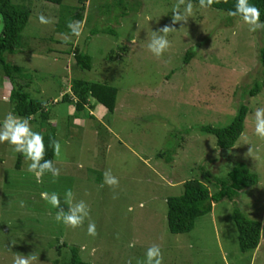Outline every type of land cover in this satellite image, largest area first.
I'll list each match as a JSON object with an SVG mask.
<instances>
[{
  "label": "rangeland",
  "instance_id": "374dc122",
  "mask_svg": "<svg viewBox=\"0 0 264 264\" xmlns=\"http://www.w3.org/2000/svg\"><path fill=\"white\" fill-rule=\"evenodd\" d=\"M13 2L26 4L31 14L20 51L6 58L20 67L19 81L26 90L47 102L49 119L30 124L42 134L54 131L61 154L54 155L53 163L60 175L54 180L46 173L38 181L22 155L0 143V264H12L16 253L37 256L33 264H67L69 245L79 246L93 264H145L153 244L160 246L163 264H264V231L256 249L241 251L232 219L239 207L264 228V140L254 134L253 119L255 110L264 107V67L258 58L264 30L250 32L241 18L214 7L201 9L194 0L193 14L176 24L172 12L177 0ZM80 12L85 26L75 37L67 24ZM41 14L52 23H40ZM166 25L176 30L168 33L170 47L156 57L147 44L152 32ZM75 47L92 57L90 70L75 65ZM190 49L195 55L186 64ZM72 79L117 88L114 111L99 103L76 111L73 103L62 101ZM256 83L262 89L250 96L246 89ZM10 89L0 67V124L12 112ZM241 103L249 107L244 131L223 152L215 136L199 126L228 125ZM237 161L248 164L258 183L233 200L214 203L190 232L171 233L166 198L181 194L185 180L204 181L202 167L223 177ZM106 170L117 177L118 187L104 183ZM207 184L216 191L213 183ZM68 189L74 203L83 200L90 209L75 229L58 223L57 209L40 196L58 193L67 211ZM89 222H95V237L88 235Z\"/></svg>",
  "mask_w": 264,
  "mask_h": 264
},
{
  "label": "trees",
  "instance_id": "16d2710c",
  "mask_svg": "<svg viewBox=\"0 0 264 264\" xmlns=\"http://www.w3.org/2000/svg\"><path fill=\"white\" fill-rule=\"evenodd\" d=\"M44 1L45 3L56 5H61L63 2V0ZM235 2L236 0H226V2L225 0H219L212 7L229 12V10L234 8ZM249 3L260 9V19L264 21V0H249ZM83 10L84 8H82ZM81 12L72 16L70 20H82L83 14ZM30 14L31 8L26 4L15 3L13 0H0V15L3 20V29L0 32V67L3 74L11 83L9 100L12 113L19 117H31L30 122L35 121L41 124L49 119L47 102L33 97L26 90V86L19 81L20 67L17 64L9 62L6 58V54H14L20 51L23 39L22 32L28 22ZM110 31L105 30V32ZM68 32L70 33L69 30ZM95 33H97V30L93 31V34ZM72 52L75 65L82 69H91L92 57L90 54L81 51L78 47H75ZM194 55L195 52L191 49L186 51L184 55L185 63L188 64ZM258 58L260 64L264 67V42L259 47ZM261 89V84L256 83L249 89H246V92L250 96H254ZM117 92V88L108 84L72 79L70 92L64 93L61 100L73 103L76 111H82L88 104L94 106L95 103H99L108 112H113L116 107ZM90 99H93L94 102L89 103ZM248 112L249 107L245 103H241L237 108L234 118L228 125L213 126L207 124L199 126V129L215 136L218 148L222 149L223 152L228 151L235 145L244 131ZM38 132L41 133V128H39ZM42 135L46 148L44 159H51L53 161L54 153L50 146V138L56 140L55 133L54 131H50ZM159 156H162V153ZM17 166H20V161H18ZM202 177L204 181L197 178L185 180L181 194L166 198V220L171 233L180 234L190 232L195 226L196 219L210 213L214 203L224 198L233 200L239 191L251 187L259 181L258 175L244 161L234 163L223 177H214L209 170L202 167ZM208 182L216 186L217 189L215 192L210 191ZM232 213V219L238 230L239 248L241 251L256 249L261 240L262 223L250 219L239 207H235ZM62 244L63 246H67L65 242ZM68 251L67 264H93L88 259L83 258L79 246L69 245ZM57 262V260L54 261V264H57Z\"/></svg>",
  "mask_w": 264,
  "mask_h": 264
},
{
  "label": "clouds",
  "instance_id": "9594fccd",
  "mask_svg": "<svg viewBox=\"0 0 264 264\" xmlns=\"http://www.w3.org/2000/svg\"><path fill=\"white\" fill-rule=\"evenodd\" d=\"M219 0H198V5L201 9H209L214 3H218ZM226 2V0H225ZM183 6V11H181ZM194 6L192 0H177V3L173 6L172 12V24L178 22H186L188 18L193 14ZM229 16L239 17L242 21L248 25L250 32H257L264 30V21H261V12L258 7L249 3V0H236L234 8L229 10ZM39 22L42 24L52 23V20L45 17L43 14L38 17ZM84 22L79 20L69 21L67 28L72 36L80 37L83 34ZM176 30L171 26H164L157 31H153L147 44L148 50L160 57L170 47V42L167 38L168 33ZM70 37L65 35V43L68 42ZM254 119V134L264 140V107L257 108L253 114ZM31 117H19L12 112H9L2 124H0V143H8L12 146L14 152L21 154L26 161H28L27 171L31 173L38 181H41L46 173H50L55 179L59 178L60 169L57 168L51 159L45 160V144L43 135L34 131L30 124ZM50 146L53 149V153L56 157L61 154V144L58 140L50 138ZM250 149L249 154H251ZM104 183L110 188H116L119 185L117 177L111 174V170L104 172ZM41 199L50 204L53 208L57 209L54 219L58 223H63L66 227L75 229L80 227L85 218L89 217L90 209L85 201H74V193L71 189L65 192L64 204L68 205V210L65 211L61 207V199L56 192H41ZM113 198H117L115 195ZM20 206H24V202H20ZM143 205L141 204V207ZM264 231V228L261 229ZM88 235L95 237L98 233L96 231L95 222H89ZM82 250H85L82 247ZM95 249H92L91 255L95 254ZM145 264H163V254L161 248L157 244L150 246L146 253ZM38 257L29 254L24 255L16 253L13 256L12 264H33L37 261ZM128 264H131L129 261ZM254 264V261H253Z\"/></svg>",
  "mask_w": 264,
  "mask_h": 264
}]
</instances>
